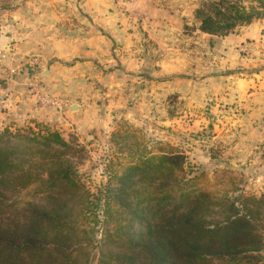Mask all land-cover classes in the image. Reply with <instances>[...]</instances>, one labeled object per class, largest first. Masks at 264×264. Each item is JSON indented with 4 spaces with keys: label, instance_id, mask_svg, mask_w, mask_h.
I'll use <instances>...</instances> for the list:
<instances>
[{
    "label": "rangeland",
    "instance_id": "374dc122",
    "mask_svg": "<svg viewBox=\"0 0 264 264\" xmlns=\"http://www.w3.org/2000/svg\"><path fill=\"white\" fill-rule=\"evenodd\" d=\"M206 1L0 0V39L4 33L15 32L19 21L33 22L43 14L56 21L63 35H101L110 41L107 57L99 54L79 69L81 98L68 99L50 90L41 80V61L33 68L40 92L65 102L60 109L42 108L30 97L35 108L57 109L60 117H14L3 125L38 130L33 126L37 122L57 131L67 141L68 146L56 148L59 160L69 166L68 173L76 187L71 188L66 182L48 186L47 181L36 177L39 171L35 170L19 196L24 200L31 198L40 211L73 227V242H68L70 248L62 249L79 248V264H97L105 249L119 253L110 264L128 263L125 255L130 252L117 250V239L108 247L101 242L104 230L117 237L113 230L120 229L125 215L112 205L114 220L110 219L106 226L103 207L104 202L115 198L114 177L144 155L182 153V183L202 175L200 185L218 195L233 197L242 193L259 197L264 192V138L254 139L248 150L242 145L248 140L238 138L243 128L242 117H236L240 111L235 106L234 92L229 89L226 94L222 90L226 75L246 76L254 70L251 52L232 39L227 44L229 58L223 57L218 49L215 51L203 41L193 14ZM239 2L247 7L257 4L255 0ZM1 45L5 49L9 46L3 40ZM2 57L1 61L7 60ZM31 57L39 59L38 55ZM13 66L0 63V71L4 72L0 79L6 75L3 81L9 80ZM29 83L30 78L24 76L20 86L28 91ZM73 100L81 104L88 116L91 109H96L95 113L92 117H72ZM1 103L7 110L8 105ZM136 176L135 191L143 197L148 181L138 173ZM172 178L173 175L161 178L166 190L175 189ZM233 185L238 190L231 191ZM9 193L0 198V203L5 204L4 213L13 211L9 205L16 193ZM21 204L19 207L27 208ZM254 212L259 215L253 220L262 249L256 260L264 264V212L261 207ZM142 226L134 222L130 231L125 228L123 232H129L127 239L131 235L136 242ZM120 255L123 256L119 258Z\"/></svg>",
    "mask_w": 264,
    "mask_h": 264
},
{
    "label": "trees",
    "instance_id": "16d2710c",
    "mask_svg": "<svg viewBox=\"0 0 264 264\" xmlns=\"http://www.w3.org/2000/svg\"><path fill=\"white\" fill-rule=\"evenodd\" d=\"M255 1L257 4L247 7L239 0H207L194 9L196 28L209 36L228 35L264 17V0ZM33 126L38 130L13 125L0 129V198L16 193L9 205L13 211L4 213L5 204L0 203V264H79V248L62 249L70 248L73 227L40 211L31 198L19 196L35 170L39 171L36 177L48 186L66 182L76 187L56 148L68 146L67 141L40 123ZM48 159V164L43 163ZM184 163V155L178 152L144 155L114 177L115 198L104 202V224L114 220L112 205L125 215L124 222L113 230L115 238L104 230L102 246L117 239L114 247L130 252L125 255L127 264H258L256 257L262 249L253 219L259 217L254 212L259 207L264 212V192L259 197L242 193L225 197L200 185L202 175L182 183ZM136 173L148 181L143 197L135 191ZM168 175H173L175 189L164 187L161 178ZM236 190L233 185L231 191ZM21 203L27 208L19 207ZM134 222L143 225L136 242L131 235L127 239L129 232H123L125 228L130 231ZM104 251L97 264H110L119 255Z\"/></svg>",
    "mask_w": 264,
    "mask_h": 264
},
{
    "label": "crops",
    "instance_id": "0c3cea01",
    "mask_svg": "<svg viewBox=\"0 0 264 264\" xmlns=\"http://www.w3.org/2000/svg\"><path fill=\"white\" fill-rule=\"evenodd\" d=\"M198 34L203 41L209 43L210 47H214L215 51L218 49L217 52L223 57L229 56L227 44L232 39L234 41L237 39L240 46L246 47L251 52L250 58L254 70L246 76H235L234 73L226 75L225 86L222 89L226 94L229 89L234 92L235 106L240 111L239 116L236 117H242L240 128L245 129L244 132L241 129L238 138L249 141H244L242 144L248 150L254 139L264 138V18L241 26L234 34L225 36H209L201 32ZM3 35L0 40L9 46L5 49L1 45L0 56L7 60L0 59V63H5L6 66L14 65L16 73L11 74L7 81H3L6 75L1 76L0 79V126L14 117L61 116V112L57 109L55 111L36 109L27 88L20 86L24 76L31 78L35 73L34 67L29 63L31 55H38L42 63L43 67H40L42 82L62 97L75 99L82 97L80 89L82 78L79 69L85 63L88 64L90 58H97L99 54L107 57L110 51V41L107 37L90 35L83 38L76 34L63 35L56 21L51 17L44 18L43 14L33 22L19 21L15 32ZM104 62L109 63L102 60V63ZM129 72L132 71L129 69ZM3 73L1 70L0 75ZM5 95L8 101L12 102V107L6 106L7 110L1 103V98ZM70 102L72 117H92L96 111L91 109L89 112L91 115L88 116L83 112L81 104L75 100ZM85 120L90 121L88 118ZM246 149L243 151L247 152Z\"/></svg>",
    "mask_w": 264,
    "mask_h": 264
},
{
    "label": "built area",
    "instance_id": "2783aa9c",
    "mask_svg": "<svg viewBox=\"0 0 264 264\" xmlns=\"http://www.w3.org/2000/svg\"><path fill=\"white\" fill-rule=\"evenodd\" d=\"M29 63L34 67H38L40 65V60L37 57H31L29 59ZM10 74H15L16 73V69L15 68H11L9 70ZM35 74H33V76L30 78V83L28 84V93L30 95L31 98H33L38 105H40L42 108L45 107H55V108H62L65 106V102L58 100L57 98H54L52 96H46L44 94H42L40 92V88L38 85V80L37 77L34 76ZM4 98V97H3ZM1 99V101L3 103H6V105L8 106H12V102L8 101V97L7 95H5V99ZM6 101V102H5Z\"/></svg>",
    "mask_w": 264,
    "mask_h": 264
},
{
    "label": "water",
    "instance_id": "95a60500",
    "mask_svg": "<svg viewBox=\"0 0 264 264\" xmlns=\"http://www.w3.org/2000/svg\"><path fill=\"white\" fill-rule=\"evenodd\" d=\"M72 108H74V107H72Z\"/></svg>",
    "mask_w": 264,
    "mask_h": 264
}]
</instances>
